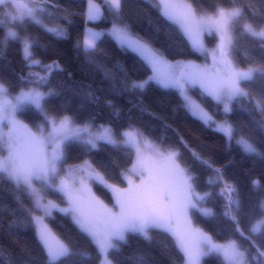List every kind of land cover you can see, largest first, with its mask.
Returning <instances> with one entry per match:
<instances>
[{"label": "snow or ice", "instance_id": "snow-or-ice-1", "mask_svg": "<svg viewBox=\"0 0 264 264\" xmlns=\"http://www.w3.org/2000/svg\"><path fill=\"white\" fill-rule=\"evenodd\" d=\"M106 3L112 14L107 36L122 52L134 54V64L130 70L115 60L109 68L101 59L107 55L101 46L104 33L86 28L82 42L77 38L74 48L102 76L94 89L84 82L72 87L66 82L73 80L72 72L56 59L45 62L39 58L38 50L69 39L66 27L45 21L59 13L56 19L71 24L76 13L70 6L58 0H0V58L15 43L26 69L17 73L15 82L0 74V187L14 193L16 205L3 208L11 217L7 229L0 216V232L10 237L8 243H0L3 264H80L79 256L93 259L94 264H125L122 250L132 238L152 243L161 236L174 250L171 264H204L206 257H215L217 264H264V194L256 201L246 200L225 176L234 159L230 156L218 165L174 127L177 114L195 118L203 128L222 135L226 152L231 154L235 146L242 158L264 167V0L258 4L152 0L163 23L157 22L145 35L133 31L135 18L125 11L127 0ZM85 15L89 21L96 20L102 15L100 6L88 0ZM30 24L52 39L42 42L28 30ZM171 26L186 39L190 51H170L171 45L156 47L161 29ZM205 37L212 38L213 46ZM244 38L257 47L244 53L241 64L237 49ZM197 54L203 58L200 63L168 58ZM37 67L41 71H33ZM54 72L66 73V81L53 84ZM105 84L112 96L125 97L127 109L108 95L98 94L105 91ZM153 87L167 90L172 98L168 114L152 111L146 103L145 96ZM68 90L80 99V109L103 103L109 109V120L98 124L94 115L79 119L77 113H70L63 96ZM134 110L160 121L161 133L152 136L137 126ZM238 112L248 115L259 137L230 118ZM125 113L127 123L120 124ZM169 131L194 163L170 142ZM102 145L110 146L108 157L95 162L89 159ZM73 150L81 153L79 163H68ZM197 166L206 174L203 182ZM125 181L127 186L122 187ZM251 184L264 187L256 179ZM94 186L110 194L111 204ZM216 197L221 198L218 212L206 206L215 203ZM194 212L219 218L226 238L217 239L194 225ZM54 213L70 218L93 246L94 256L83 251L71 235L61 239L53 232L48 221L55 218ZM28 226L34 230V246L17 239L14 232ZM133 264L151 262L140 255Z\"/></svg>", "mask_w": 264, "mask_h": 264}, {"label": "trees", "instance_id": "trees-1", "mask_svg": "<svg viewBox=\"0 0 264 264\" xmlns=\"http://www.w3.org/2000/svg\"><path fill=\"white\" fill-rule=\"evenodd\" d=\"M56 3L57 0H52ZM58 2L64 7H71V9L76 13L71 16V24L65 23L63 20L56 19L59 13H56L51 21L46 20V23H50V26L55 23H60L68 29L69 39L58 41L54 46L48 49L38 50L39 58L45 62H49L52 59H56L60 62L61 66L68 72L73 73V80L66 81V73L54 72L52 76V83L60 85L62 82H67V84L72 87H76L79 82L90 83L93 88H98L102 76L99 73L94 72V70L88 66L83 58L82 53H78L74 44L79 38L82 42L83 34L86 28H93L97 30L106 29L111 27L112 14L110 13L106 0H93V2L100 6L102 15L96 19L89 21L86 19V11L88 7V0H58ZM216 0H206V3H214ZM227 3V0H224ZM246 2L258 4L259 0H246ZM126 13L129 17L135 18V23L133 25V31L139 32L140 35H145L146 31L150 30L157 22L163 23V18L159 16V9L152 7V0H127ZM151 20V23H150ZM28 30L38 35L42 42L47 43L52 38L49 34L45 33L39 26L30 24L28 25ZM103 44L101 45L107 55L102 57V62L105 63L109 68L112 67L113 61L118 60L125 67L130 70L134 64V54L131 52H122L108 36L107 33L101 37ZM205 42L209 46H213V40L210 37H205ZM186 39L176 30L175 26H171L167 29H161L158 34V39L156 40V47L168 48L171 45L170 51H190V46L185 47ZM256 43L250 38H244L239 41V46L237 53L241 58V64L245 63L243 55L246 51L253 52L256 50ZM169 59H193L196 61H203V58L197 55L192 56H173L170 55ZM21 71H26L23 65L21 53L19 51V46L15 43L10 44L5 56L0 58V74L9 80L15 82L17 73ZM33 71H41L39 67L34 68ZM141 73H137L140 75ZM105 91L99 92L101 96L108 95L109 98L113 99L114 102L121 105L125 109L129 107L126 102L125 97L112 96L106 91L107 84L104 85ZM167 90L158 89L153 87L145 96V101L149 105L150 110L168 114V102L172 99L166 94ZM195 95V93H194ZM64 99L68 101L67 107L70 113L75 112L79 119H87L89 116L94 115L96 117V123H105L110 118L109 109L101 103L98 108H93L91 106L80 109L79 103L80 99L72 95L71 90L63 93ZM61 103L62 101H56ZM134 122L137 126L144 128L152 136H157L161 133L160 121L154 119L148 113H141L139 111H133ZM233 120L241 122L245 131L254 137H259V132L255 129L254 125L251 123L248 115L243 112H238L237 115L230 117ZM172 122V121H170ZM120 124L127 123L126 113L119 120ZM174 127H178L182 133L185 140L193 147L203 148L208 152L216 161L217 164H223L226 160L231 158L234 159V163L225 169V176L231 182L235 183L240 190L241 195L246 200L256 201L261 194H264V187H253L251 180L256 179L260 181L261 185H264V167L259 163L253 165L247 158H242L240 150L234 146L231 154L225 151L224 138L222 135L213 132L210 129H205L201 126L195 118L185 117L182 113L177 114L174 121ZM170 137V142L181 147L184 154V158L188 160L189 163H194L191 159L190 154L187 150L179 144L178 138L171 132H168ZM111 151L110 146H101V148L96 151L92 156L88 157L94 162L97 160L106 159ZM116 155L115 153H112ZM81 153L79 151H71L69 153L68 163L74 164L79 163L81 159ZM197 170L201 171L197 166ZM206 174L201 171V181L203 182L204 176ZM119 182V181H116ZM122 187L127 186V182L121 183ZM94 191L105 200L106 203L111 204L110 194L102 191L100 188L94 186ZM21 197L24 198V194L20 193ZM27 202V201H25ZM221 202L220 197H216L215 203L210 201L206 206L214 208L215 211H219V203ZM15 207L14 193L9 190H5L4 187H0V216L4 217V229H7V221L11 219L6 212L3 211L4 206ZM54 219L49 220V226L52 228L53 232L60 237L65 239L66 236L71 235L76 241H78V246L86 252H92L93 256L94 248L89 244L88 240L80 235L71 222L70 218L63 216V214L54 213ZM192 220L196 226L203 228L205 231L213 234L217 239L223 240L226 238L228 233L225 231L223 222L219 218L211 219L207 217H202L199 213L194 212L192 214ZM33 229L31 226L24 228L14 229L17 239L21 241H28L34 246ZM156 239L160 240V243H156ZM10 237L7 235L6 231L0 232V243H8ZM165 244L169 247L166 249ZM174 250L171 248L170 241L165 237H158L153 240L152 243L145 241L143 238H132L129 245L123 247L122 259H125V264H133L136 257L143 255L148 259L151 264H171L170 254ZM131 258V259H129ZM78 260L80 264H94L93 259H89L87 256H79ZM0 264H3V258L0 257ZM204 264H217V259L215 257L204 258Z\"/></svg>", "mask_w": 264, "mask_h": 264}, {"label": "rangeland", "instance_id": "rangeland-1", "mask_svg": "<svg viewBox=\"0 0 264 264\" xmlns=\"http://www.w3.org/2000/svg\"><path fill=\"white\" fill-rule=\"evenodd\" d=\"M25 2H27V0H25ZM87 12V11H86ZM98 19V18H97ZM110 28V27H109ZM109 28H106V29H101V30H97V29H93V28H88V29H93V30H95V31H98V32H103V33H107V29H109ZM197 63H200V62H202V61H196ZM194 223V222H193ZM194 225H195V223H194ZM198 227V226H197Z\"/></svg>", "mask_w": 264, "mask_h": 264}]
</instances>
